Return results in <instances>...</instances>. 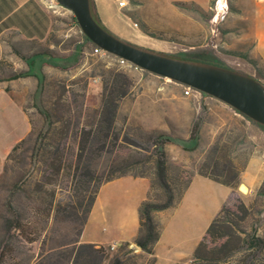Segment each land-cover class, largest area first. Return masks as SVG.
<instances>
[{
	"label": "rangeland",
	"instance_id": "374dc122",
	"mask_svg": "<svg viewBox=\"0 0 264 264\" xmlns=\"http://www.w3.org/2000/svg\"><path fill=\"white\" fill-rule=\"evenodd\" d=\"M90 1L94 12V1ZM102 1L107 8L103 23L110 29L104 28L121 40L175 58L217 63L257 80L264 87V79L256 72V68L264 71L261 61V58L264 60V0ZM122 1L126 2L123 8L119 7ZM55 15L53 40L61 49L70 48L71 63L66 72L57 70L45 74L44 93L27 102L36 133L43 125V117L33 110V104L54 112V103L67 86L69 101L73 97L81 101L84 96L85 103L87 94L86 107H98L102 77L108 69L117 68L128 75L132 86L119 104L116 127L141 149L148 150L146 153L127 145L128 155L121 158L134 161L148 157L153 152L152 142L161 134L171 141L165 150L172 179L183 170L192 172L225 144H230L229 158L240 170V176L250 161L264 167L261 161L264 129L261 126L248 121L229 106H219L215 102L219 100H211L208 95L185 96L179 83L143 70L121 68L111 58L92 55L86 37L72 20L73 15L63 10ZM195 125H198L196 132L193 131ZM182 147L195 148L184 150ZM31 148L32 142H27L6 162V168L0 174V252L4 244L2 218L6 214L7 201L10 200L20 213H32L34 208L29 197H32V185L39 175ZM107 159L105 156L98 162L99 170L103 169ZM19 179H28L27 184L11 197V185ZM209 183V187L198 189L196 182L176 209L162 215L164 230L155 255L129 248L119 252L124 243H119V231L113 223L124 221L129 225L126 213L116 220L108 216L104 223L98 224L100 236L113 243L115 248L111 250V244L96 249L105 247L108 254L119 255L128 264H149L155 256L158 264H172L176 260L175 264H194V248L230 194L228 188ZM248 184L246 178L239 177L236 193L252 209V218L243 227L249 230L254 223L258 235L264 237V224L257 222L259 213L264 211V199L256 196V189L249 192ZM69 186L63 179L59 180L56 187L58 200L67 201L74 197ZM241 186L246 190L242 191ZM75 233L73 224L50 221L37 242H13V252H2L0 264H72L69 243L77 238Z\"/></svg>",
	"mask_w": 264,
	"mask_h": 264
},
{
	"label": "trees",
	"instance_id": "16d2710c",
	"mask_svg": "<svg viewBox=\"0 0 264 264\" xmlns=\"http://www.w3.org/2000/svg\"><path fill=\"white\" fill-rule=\"evenodd\" d=\"M93 16L104 27L94 13ZM72 20L77 25L74 17ZM85 41L91 50L94 45L86 38ZM209 64L225 68L217 63ZM256 72L264 79V71L256 68ZM131 86L132 81L127 74L112 68L102 77L98 107L88 109L83 101L84 96L81 97V101L74 97L69 101L68 87L64 86L62 95L54 103V112L38 109L43 117L41 129L36 133L32 128L7 157L8 161L27 142H32V158L38 164L39 175V179L32 185V197H29L34 208L32 213H20L10 200L7 201L6 214L2 218L4 244L0 256L3 255L2 252L12 253L15 241L37 242L42 230L52 221L74 225L77 238L69 243L72 246L70 252L72 264H128L119 255L108 254L105 247L96 249L93 244H79V238L101 186L125 176L149 180L147 196L137 210L138 230L131 244L142 253L153 256L154 246L163 228L155 214L174 208L182 199L193 177L198 175L231 191L194 248L192 262L264 264V237L258 235L254 223L249 230L243 227L252 218V209L236 193L240 170L229 158L230 144L223 145L217 152L214 151L212 158L208 156L192 172L181 171L175 179L169 174L165 150L171 141L164 135L159 134L152 142L153 152L149 153L148 157L134 161L121 158L122 155H128L125 150L127 145L148 152L126 135H122L116 127L119 104L129 94ZM197 129L198 125L193 126V131L196 132ZM182 148L193 150L195 147ZM105 156L108 158L107 163L99 170L98 162ZM60 179H63L66 185H70L74 192L72 199L67 201L57 199L56 187ZM27 181L28 179H19L13 183L11 197L18 193ZM256 196L264 199V181L258 187ZM257 222L264 224V211L259 213ZM129 246V243H124L119 247V252ZM154 263L153 257L149 264Z\"/></svg>",
	"mask_w": 264,
	"mask_h": 264
},
{
	"label": "crops",
	"instance_id": "0c3cea01",
	"mask_svg": "<svg viewBox=\"0 0 264 264\" xmlns=\"http://www.w3.org/2000/svg\"><path fill=\"white\" fill-rule=\"evenodd\" d=\"M51 1L0 0V73L3 71L0 74V174L12 149L25 139L33 128L26 104L35 95L44 93L45 74L57 70L66 72L70 69L71 61L68 55L70 48L61 49L53 40L56 15L48 7ZM93 1L95 9L93 13L105 28L110 29L103 23L104 16L107 15L105 3L102 0ZM261 61L264 63L263 58ZM84 99L87 106V94ZM215 102L223 108L227 107L221 101ZM33 108L39 115L40 107L33 104ZM240 177L250 182L247 185L249 192L253 189L257 190L264 181V167L258 166V163L254 165L250 161ZM209 181L207 178L195 175L182 199L196 182L198 189H205L209 187ZM148 190V179L130 176L115 179L101 186L79 238V244H93L96 247L113 244L104 241L97 226L99 223H104L108 216L116 220L121 214L126 213L129 215V225L124 221L114 222L113 225L119 231V243L132 245L138 230L137 210L140 203L145 200ZM182 199L174 208L155 214L163 228L154 246V255L164 230L162 215L176 209ZM176 262L177 260L172 264ZM154 264H158L156 256Z\"/></svg>",
	"mask_w": 264,
	"mask_h": 264
},
{
	"label": "water",
	"instance_id": "95a60500",
	"mask_svg": "<svg viewBox=\"0 0 264 264\" xmlns=\"http://www.w3.org/2000/svg\"><path fill=\"white\" fill-rule=\"evenodd\" d=\"M56 2L73 15L81 33L94 46L145 72L217 99L264 127V87L257 80L230 69L167 56L125 42L98 23L90 0Z\"/></svg>",
	"mask_w": 264,
	"mask_h": 264
},
{
	"label": "built area",
	"instance_id": "2783aa9c",
	"mask_svg": "<svg viewBox=\"0 0 264 264\" xmlns=\"http://www.w3.org/2000/svg\"><path fill=\"white\" fill-rule=\"evenodd\" d=\"M52 1H56V0H52ZM125 6H126V2L125 1H122V2L119 3V7L123 8ZM57 12H59V11H56V13ZM133 25L136 27V24H133ZM91 54L92 55H98V56H101V57L111 58L121 68H122V61H126L124 59L115 57L113 55H110V54L104 52L103 50H101L97 46H94L91 49ZM133 70H141V69H139L138 67H136V66L133 65ZM183 93H184L185 96H190V95H192V96H200V95L203 94L202 92H200L198 90H195V89H193L191 87L184 86V85H183ZM261 161H262V164L264 165V154L261 156ZM114 248H115V245L114 244L110 246V249L111 250H113ZM128 248L131 249L134 252H136V250H138V248H136L134 245H131Z\"/></svg>",
	"mask_w": 264,
	"mask_h": 264
},
{
	"label": "bare ground",
	"instance_id": "6f19581e",
	"mask_svg": "<svg viewBox=\"0 0 264 264\" xmlns=\"http://www.w3.org/2000/svg\"><path fill=\"white\" fill-rule=\"evenodd\" d=\"M49 9H51L54 13H56V11H67L66 9H64L63 7H61L56 1H51L48 5ZM122 68H133V65L131 63H129L128 61H122ZM242 191H245V188L243 186H241L240 188ZM245 193V192H244Z\"/></svg>",
	"mask_w": 264,
	"mask_h": 264
}]
</instances>
